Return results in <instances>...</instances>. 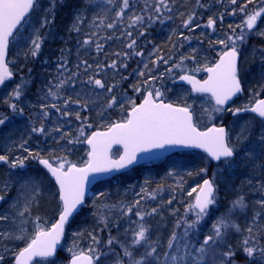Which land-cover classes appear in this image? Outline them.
<instances>
[{"label":"snow or ice","instance_id":"obj_1","mask_svg":"<svg viewBox=\"0 0 264 264\" xmlns=\"http://www.w3.org/2000/svg\"><path fill=\"white\" fill-rule=\"evenodd\" d=\"M113 0H108V3H112ZM238 0H231L233 5L237 4ZM253 0H246L245 3L240 5V12L245 13V19L241 25H237L240 29L237 33L236 28H232V35H227L224 39H218L217 44L222 46V51L218 53V59L215 62L205 64L203 69L197 67L193 71H204L207 73V77L204 79H197L195 75L185 74L179 76L180 81H184L191 85V93L203 94L207 97L209 103L208 108H204L203 111L208 115L209 122L214 119V114L231 113L233 117L238 116L241 113L251 112L255 114L261 121V126L256 134V142L249 141V137L252 134L253 126L251 123H246L236 136V143L232 142L229 132L225 126L217 127L213 124L211 127H207L201 130L196 117L195 110L192 103H188L186 100L181 102L172 103L165 102L163 93L159 89L149 88L140 103H136L134 99L125 97L124 101L128 103L129 107L125 110L126 115L119 121H114L107 125V130L100 132H93L90 136H87L86 143L89 146L87 153L88 159L84 161L82 166H78L75 162L67 160L65 157H57L54 162H50L49 159L42 158L39 153L33 154L28 148L24 147L25 141L20 147L28 153L26 157H15L10 159L7 154H0V163L6 164L10 169L24 168L25 160L32 158L38 160L47 172L54 178L57 185V194L59 197V213L55 223L50 228H45L40 223H35V232L28 239L26 246L21 248L14 254L15 264H30L34 258H40L42 261H46L47 264H52L50 258H54L57 252L58 245L61 243V239L65 233V227L70 223V218L74 213L78 211L79 206L85 202V195L87 185L89 183V177L94 174L110 173L112 171H119L127 168L129 165L137 161L139 153L150 152L153 149H163L169 145H178L186 148L202 149L207 156L218 164L222 163L223 168L219 169V173L227 169L233 168L235 157L237 156V148L243 145L246 141H249L248 147L243 153L245 160H251L253 158H264V100H258L254 106H245L243 108H233L229 104L237 94L242 93L239 63L241 58V45H243L252 34L258 25V20L264 18V6L259 7L257 10L246 12L248 4ZM40 3V0H0V85H4L5 82L11 79L13 73L9 71L6 62V54L10 43V38L15 36V33L19 30V26L25 22L30 14L35 11ZM50 8L45 11H52L55 8L56 0H49ZM199 4V0H197ZM130 8V0H123L120 11L116 13L118 18L124 15L126 9ZM171 11L168 0H156L154 11L161 13V11ZM152 19L151 16L148 17ZM160 19L159 16L156 17ZM170 18V17H169ZM132 24L142 23L143 16L130 17ZM75 21L81 22L82 17L77 14ZM50 23L45 16L41 27H44ZM163 23V20H161ZM193 23V15H189L186 20L183 21L184 27H189ZM216 20L209 18L206 27H215ZM200 25H196L199 27ZM73 27L79 31V28L74 23ZM108 28H112L113 24H108ZM38 33V30H37ZM257 35L264 37V31L256 32ZM127 35L131 37L132 33L128 32ZM143 35V32L140 33ZM187 39V37H185ZM41 38L37 34L36 39L32 40V48L30 50L31 56L38 55L41 48ZM91 41L85 39L84 44H89ZM136 46V40H131L127 45L129 49H134ZM101 46L97 44V50L99 51ZM260 53V61L264 63V48L254 49L255 52ZM135 55H143L142 52H134ZM126 57L128 53L124 54ZM188 57H181L180 62L175 64L174 67L181 68L183 62ZM191 59L195 60L192 56ZM163 62L168 63V60L164 57H158L154 63ZM83 63H87L84 61ZM79 67V65H77ZM110 67L115 68L116 62L113 61ZM124 67H127L125 64ZM59 68H65V64H60ZM147 68V64H145ZM171 68L168 69L171 72ZM139 75L143 76L144 72H140ZM71 77H69V80ZM149 79L154 80L156 77L150 76ZM68 81L60 79L54 86L56 91H53L50 87L47 92V96H51L53 100L58 99V91ZM90 82L91 78H90ZM147 83V82H146ZM94 84L99 88H104L105 85L100 79H95ZM134 91L139 93L140 87L133 86ZM23 87L17 84L12 92L11 97L5 100V104L15 114L23 115L24 109L19 108L16 103L11 102L12 99L19 100L23 94ZM108 92L112 91V88L107 89ZM45 97V99L47 98ZM71 98L69 97L64 101L65 106L69 104ZM119 104L120 108L124 110V103L119 101L117 97L112 96L107 104V108H113ZM42 115L48 116V112L43 109L49 107L47 104L40 105ZM51 108L61 111L55 103L50 105ZM86 107V105H85ZM69 113L64 112V115ZM10 119L9 116L0 114V125H4ZM77 119H80L79 113H77ZM90 127V125H89ZM59 130V129H57ZM33 132L44 133V128H32ZM80 135H83V129L80 130ZM69 140L68 143H72ZM77 142H79L77 138ZM113 145H121L123 147V153L119 155L118 159H113L111 156V149ZM258 169L262 167L260 164H256ZM201 173H206V168L200 169ZM171 175V173H169ZM216 174L214 173V176ZM251 184V181H248ZM42 181L36 178H26L24 180V186L30 188L31 200H29L24 208V212L30 210V204L35 202L36 197L40 193V185ZM199 191L197 192L194 202L186 209V215L188 212H193L195 220L190 223L185 221L186 228L183 236L178 237L175 232L167 241V248L174 249L172 252H164V260L160 261L159 256L155 255L157 248L156 242H151L148 239L149 228L144 224L139 225V230L134 231L133 240L131 245L133 247L145 244L150 250H146L139 258L134 256L132 250L128 246L121 245L123 248V255L128 257V264H149V258L154 264H237L235 259L237 249L233 248L231 244L227 243V236L229 231H235L240 233L246 231L248 235L238 243L237 248L241 249L246 257L248 264L254 259H259L261 264H264V245L259 242V233L264 231V196L260 200L256 201L261 211H256L251 218V222L245 229H241L239 224L230 219L231 215L239 209L244 211L248 204L245 201L244 196L237 197L231 202L230 207L225 213H222L220 217L212 224L211 234L204 237L199 247L191 244L188 241V234L190 229H195L197 225L210 214V209L216 204L217 197V185L214 179H204L202 184L198 185ZM4 188H8V184H4ZM145 190L142 188L141 192ZM196 188L192 189V192H196ZM258 191L264 193V183L260 184ZM192 192L188 194L191 196ZM147 195V193H145ZM104 195V193H100ZM139 195V194H138ZM144 197L141 196V199ZM151 198L155 199L156 194L153 192ZM5 199L4 195H0V201ZM172 203L171 200L168 201ZM136 205L140 204V200L135 202ZM15 206V202L13 207ZM131 211V208L128 209ZM24 212H20L19 215L23 217ZM157 212L156 208H153L151 212L141 213L137 212L136 215L143 221L145 215H152ZM9 217L7 215H0V221H6ZM39 217H36V221H39ZM91 235V234H90ZM17 239L23 240L24 229H20V234L15 235L13 233L0 232V239ZM92 239L97 244L99 240L96 236H92ZM115 238H109L107 244L111 246ZM194 249V251H193ZM69 252L72 253L69 264H94L99 259V254L96 256L84 255L83 252L77 254L73 249L69 248ZM89 252H96V249L90 248ZM4 256L0 255V262L4 260ZM117 264H124L123 260L117 261Z\"/></svg>","mask_w":264,"mask_h":264},{"label":"trees","instance_id":"obj_2","mask_svg":"<svg viewBox=\"0 0 264 264\" xmlns=\"http://www.w3.org/2000/svg\"><path fill=\"white\" fill-rule=\"evenodd\" d=\"M107 2L108 0H56L54 10L46 12L45 10L50 8L49 0H40L37 9L30 14L24 24V29L27 25L31 27L32 33L30 35L33 36V39H36L37 34L41 38V48L36 59H33L30 54L31 48H26L25 51L27 57L24 58L26 59L25 70L22 71V75H24V86H27L26 91L28 93L36 92L38 86L43 88L48 83L52 74L45 71L49 70L53 59L60 57L66 59L76 53H82L80 50H77V48L79 49V47H82L83 39L87 37L95 39L96 37L92 36V33H97L98 36H105L103 28L99 27L98 22L94 23V20L107 18L105 26L110 23L113 24L116 13L121 5V0H113V4L108 3V5H105ZM148 2L149 0L133 2V16L145 17L148 13L152 15L155 3L152 2L153 4L149 5L147 9L145 3ZM245 2L246 0H242L241 4ZM168 3L171 11L166 14L168 20L164 24L153 21L148 22L144 18L140 25L141 29L145 30V34L138 38L137 43L139 46L141 44H146L142 49L144 53H153L154 57L163 56L166 60L173 58V60H171L172 63L178 61L180 56L188 58L194 56L195 60H191V62H194L199 59L200 56L197 54L200 53H203L202 57L206 56L208 60L214 61V59H216L215 49L211 44L206 43L204 47L200 44V47H197L194 42L186 44L183 37L190 34V28L183 29V21L186 20L189 15H193L195 20L201 17L203 23L207 24L204 17L219 15V8L216 5L217 0H199V4L197 0H168ZM262 6H264V0H253L252 3L248 4L246 12L257 10ZM111 7H113V10L110 17H104L108 11H110ZM77 14L82 17V21L78 23L75 21ZM45 16H47L50 23L41 27L40 25ZM243 19H245V13H243V15L237 14L234 20L225 21L229 23H224L223 26L226 28L231 25L232 28H236L237 33H239L240 29L237 28V25H241ZM74 23H76L79 31L73 27ZM122 24L125 25V21H122ZM261 24L264 25V18L258 20V25ZM95 26L99 28H95ZM206 28L204 30L205 32L207 31ZM116 31H119V29ZM194 32L196 31L193 30L192 33ZM254 39L255 37H248L246 42L241 45V49L245 46L247 48L250 44L255 43ZM102 43L103 48L98 53L94 54L91 52L87 57L89 63H95L101 67H106L110 61L115 59V56H113L114 53L123 52L124 45L114 38L110 39L108 36H105ZM14 59L12 51L11 57L9 55V61H12V67ZM19 60L22 61V58L20 57ZM15 66L19 67L18 64ZM131 66L133 65H128L129 70L124 73L126 76H113V78L108 80L106 86L114 87L112 88L110 97L113 94L121 96L122 94L128 93L129 87L130 89H134L133 86H141L143 77L131 75ZM194 69H196L195 64H187L186 66H181L180 73L186 72L187 74L196 76L197 71H193ZM17 77L18 76L14 75V81L20 80ZM177 87L179 86L177 85ZM242 87L245 94L246 90L244 84ZM181 89L189 93L186 88L181 87ZM254 91L256 90L254 89ZM263 91L264 90H260L258 95L251 99L250 103L257 97H264L262 94ZM141 95L142 93L138 96L139 99H137L136 103L140 101ZM26 97L30 98V95L27 94ZM242 101L245 103L244 98ZM171 102L177 103L181 102V100L172 99ZM234 106L235 108L245 107L241 104H234ZM127 108L128 106L124 105V110ZM0 111L8 112V108L1 107ZM96 113V110L88 108L86 112L83 110L79 114L82 119L86 118L92 124L91 132L105 129L107 125L112 122L124 118L123 110L118 108L115 112H111L107 120L99 124L98 120H96ZM230 114L231 113H225L220 120L223 125L227 126L228 123L234 119L230 117ZM229 134L231 135L230 130ZM5 140V137L1 135L0 148H4L3 144ZM244 151L245 149L237 148V156L235 157L233 168L229 169V171L225 170L223 174H221L223 177L226 176V179L230 181L235 179V181L231 183L232 189L225 187L224 191L217 192V201L216 204L211 207L210 214L204 218L202 224L198 225L193 230H189L187 239L196 247H199V239L202 238L204 234L208 233L209 229L211 230L212 224L222 213L226 212L231 202L237 197L241 195L244 196L248 207L244 211L237 209L231 215L230 219L239 224L242 230L251 222L254 213L256 211H261L256 201L260 200L262 198L261 195L264 194L258 191L260 184L264 183V158L245 160L243 157ZM50 155H54V153ZM45 156L44 158H47V156ZM70 157L72 156L70 155ZM72 158L76 160L78 156L76 155V158L74 156ZM241 159L243 160L240 161ZM177 160H180V167H176L175 163ZM256 164H260L262 167L257 169L255 167ZM172 167H176L177 169H171ZM221 167H224L222 163L214 166L201 154L182 153L162 161L141 165L111 180L101 182L93 188L92 194H94L86 199L85 206L71 219L67 226L65 242L70 238H75L82 243L89 241L95 244L94 248L99 251V255H102L100 252H103V254L106 252V245L109 238H115L113 244L111 246L108 245L107 250H109L110 253L105 256V260H103L102 263L117 264V261L122 259L124 264H128V257L123 255L122 244L128 246L129 249L133 251L136 258H139L146 250H150L145 244L135 247L131 245L134 231L139 228L140 224H144L149 228V241L156 242L155 246L157 252L155 255L159 256L160 261H163V254L165 251H174V249L167 248V241L172 233L175 232L177 236L180 237L183 236L185 232L186 219H184L179 226L178 223L179 217L184 213L186 214V209L191 203L192 196L195 193L192 192L190 187L193 186V188H196L202 178H211L214 169ZM201 168L207 169L206 174L200 172ZM6 172L7 169L3 165H0V191L6 198H12L10 191L6 192L3 189L4 183L8 179ZM33 172L38 174L35 169H27L25 173H30V176H35ZM169 173H171V175H169ZM173 175L178 178L174 179ZM228 175L231 177H228ZM249 180L251 184L248 183ZM48 183L51 188L49 196H45L42 192L38 195V199H36L37 202H32L30 204V210L27 212V217H30V221L31 218L34 220L36 217H39L38 223H42L43 219L41 216L46 213L45 210L49 209L45 204L49 202V199L54 200L52 203H54L55 210L52 215L44 220L45 223H43L46 228L52 224L59 213V201L56 188L51 180H48ZM138 188L147 190V195H142L144 197L143 199H141V195L137 198L133 197V192H137ZM189 191L192 192V196L188 194ZM153 192L156 194L155 199L151 198ZM100 193H104V195H100ZM137 200H140L139 205L135 204ZM169 200L172 201L171 204L168 203ZM52 203L50 205H52ZM129 208H131L130 212L128 211ZM153 208H156L157 212L150 215L148 218L144 216V222L142 223L140 217L137 216L136 213L138 211L141 213H148L151 212ZM261 223L264 222H258V226ZM93 235L98 238V244L93 241ZM247 235L248 233L246 231H241L240 233L229 231L227 236V243L237 249L235 259L239 264H248L245 255L237 248L238 243ZM259 242L260 244H264V231L259 233ZM25 245L26 243L23 241L16 243L14 244L13 250L19 251ZM10 261H12V259ZM8 263L9 262H6L5 264ZM150 263L154 264L151 258H149V264ZM250 264H261V262L259 259H254Z\"/></svg>","mask_w":264,"mask_h":264},{"label":"rangeland","instance_id":"obj_3","mask_svg":"<svg viewBox=\"0 0 264 264\" xmlns=\"http://www.w3.org/2000/svg\"><path fill=\"white\" fill-rule=\"evenodd\" d=\"M135 1H141V0H130V8L126 9L124 12V15L121 18H118L115 16V21L113 22V27L108 28L105 26L106 19L102 18L100 20H94L95 22H98L99 27L103 28L105 32V36H108L110 39H116V41L120 42L124 45L123 52H117L114 53L113 56H115V59L110 61L108 65L105 67H101L98 64L95 63H89L88 62V55L92 52L94 54L98 53L103 48V40L105 38L104 35L98 36L97 33H92L91 35L96 37L95 39H90L89 37L85 39H89L91 42L89 44H84L83 39L82 41V47L77 48V50H80L82 53H76L72 56L65 58H57L53 59L51 62V66L49 70H46L45 72H49L52 74L51 78L48 80V83L40 90L36 92H27L26 91V85L24 86V75L23 70H25V60L26 56L25 51L26 48H32V40L33 36L30 35L32 33L31 27L27 25V27L24 29V26L20 29V31L17 33L16 37L14 38L13 42L11 43L10 48V57L12 55L13 51V57L15 58L13 60V67H12V61L8 62L10 71L13 73V75L18 76L17 78L20 80H15L12 83L6 84L1 90H0V108L1 107H7L8 112H1L0 114L7 115L10 117L9 121L6 122L4 125H0V136L3 135L5 137V142L3 144V147L7 149H14L19 150V156L17 157H26L28 156V153L25 152L20 145L23 144L25 141H27L26 144H24V147L28 148L29 151H31L33 154L39 153L42 158L46 155L50 162H54L55 158L57 157H65L67 160L75 162L78 166L83 165L84 161H86L87 151L84 148L85 138L90 135L92 124L88 121V119H77V113H81L83 110H86L88 108L96 110V120H98V123L104 122V120H107V117L110 116L111 112H115L119 107V104L114 106L113 108H107V104L110 101L112 96L117 97V99L124 103L125 106H128V103L124 101V98H130L137 101L138 96L141 95L140 100L143 98L144 93L149 90V88L159 89L164 95L163 98L165 102H171L172 99H179V100H186L188 103L193 104L196 117L198 118V123L201 127V130L207 127L210 124H215L216 121H220L224 114H214V119L209 122L208 115L204 113L203 109L209 107V103L207 102V97L204 96H195L192 93H187L186 91L181 89V85L177 87L176 79L179 78L180 75H183L185 73H180V68L174 67L175 64L180 62V58H178V61H175L172 63L171 60L173 58L168 59V63L165 64L163 62L154 63L157 61L158 57H154L153 53L145 54L142 50L143 47L146 44H141L140 46L137 43V40L140 36V33L143 32V35L145 34V30L141 29L139 24H135L134 26H129L132 24V20L130 17H133V2ZM154 2L156 5V0H149L148 3H145L147 5V9L149 8V5H152ZM242 0H238L237 4L233 5L231 3V0H217V7L219 8V15L217 16H210L211 18L216 20V24L214 29L213 28H206L205 23H203L202 18H198L195 20L193 17V23L189 27H184L183 29L190 28V34L183 37V40L186 42V44H189L190 42L196 43L197 47H200V45L205 46V44L209 43L213 46L215 49V56L216 59L218 58V53L222 51V46L217 44L216 41L218 39H224L227 35H232V28L224 27V23H229L225 21L234 20L235 16L243 15V13L240 12V5ZM123 0H121L122 6ZM113 4V3H112ZM105 5H108V2L105 3ZM120 8L118 11H120ZM146 9V10H147ZM113 10V7H111L110 11L104 16V17H110V14ZM169 11L163 10L161 13H156L155 11H152V15L148 13L144 18L150 22H159L160 24H164L168 18L166 14H168ZM105 14V13H104ZM149 16L152 17L151 20H149ZM159 16L160 19H157L156 17ZM210 17H204L205 21H208ZM161 20H163V23H161ZM244 20V19H243ZM122 21H125V25L122 24ZM200 25L199 27H196V25ZM263 24V23H262ZM261 24V25H262ZM257 25L256 30L249 35V37H255L253 44H250L247 48L246 46L242 48L240 63H239V70H240V78L244 84L246 93L245 95H241V100L248 98H253L254 96L258 95V92L260 90H264V63H261L260 61V53L257 51L253 55L254 49H260L264 48V37L257 35L256 32H262L264 31V25ZM98 26H95V28H99ZM206 28V32L204 31ZM119 29V31H116ZM193 30L196 32L192 33ZM128 32H131L132 35L129 37L127 35ZM205 32V33H204ZM136 39H135V38ZM187 37V39H185ZM136 40V46L134 49H129L127 45L131 42V40ZM97 44L101 46L100 50H97ZM134 52H142L143 55H135ZM128 53L129 55L126 57L124 54ZM199 55V59L191 62V58L185 59L182 66H186L187 64L194 65L201 69H203L204 65L207 63L211 65V63L215 62L208 60L205 57H202L203 53L197 54ZM22 58V61L19 60V58ZM37 56L33 57V59H36ZM163 57V56H162ZM86 61L87 63H83ZM116 62V67L112 68L110 65L112 62ZM199 62V63H197ZM258 63V64H257ZM16 64L19 65V67L15 66ZM44 64V62H43ZM46 64V63H45ZM60 64H65V68H59ZM127 65V67H124V65ZM145 64H147V68H145ZM253 64V65H252ZM79 65V67H77ZM128 65L131 66L130 74L133 76H141L139 73L142 71L144 72L143 80L141 82L140 89L141 91L139 93L135 92L134 89H130L129 92L120 95H112L110 97L111 92H108L106 84L108 83V80L113 78V76H126L124 73L129 70ZM252 66V67H251ZM171 68V72L168 71V69ZM156 77V79L151 80L149 77ZM196 76L199 79H204L205 75L203 74V71L196 72ZM69 77L71 79L69 80ZM90 78L91 81L90 82ZM126 78V77H125ZM60 79L68 81L63 88H61L58 91V99L53 100L51 96H47L48 89L51 87L53 91H56V88L54 87ZM95 79H100L105 87L99 88L94 84ZM147 82V83H146ZM20 84L22 85L24 91L22 96L19 100L12 99L11 102L16 103L19 108L24 109V114L19 115L15 114L11 111V109L8 107L7 104H5V100H8L13 90L15 89L16 85ZM176 85V86H175ZM175 86V87H174ZM181 86V87H180ZM114 88V87H111ZM254 89L256 91H254ZM27 94L30 95V98H27ZM264 95V91L262 92ZM248 95V96H247ZM47 98L45 99V97ZM243 96V97H242ZM71 98L69 104L67 107L65 106L64 101L68 98ZM3 101V102H2ZM47 104L49 107L43 109V111L48 112V116L44 117L42 115V110L40 105L41 104ZM55 103L61 111H57L54 108H51L50 105ZM86 105V107H85ZM126 110V109H125ZM123 110L124 116L126 115V111ZM64 112L69 113L68 115H64ZM6 113V114H5ZM123 116V117H124ZM235 119V117H233ZM242 120V121H238ZM233 129H237V132L231 131L232 134V142L236 143V136L240 132L241 128L246 123H251L253 126V131L251 136L249 137V140L251 139L252 143H255L256 140V134L260 129L259 124L255 123L250 116H246L242 119L237 118L233 120ZM90 125V127H89ZM44 128V133L39 132H33L32 128ZM59 129V130H57ZM83 129V135H80V130ZM77 138L79 142H77ZM69 140H72V143H68ZM250 141V142H251ZM247 142V141H246ZM6 146V147H5ZM242 145L238 146L241 148ZM248 147V146H247ZM50 152V153H49ZM51 153H54V155H50ZM70 155L76 158V155L78 156V159L74 160ZM113 155H118V152L115 151ZM45 156V157H46ZM72 158V159H71ZM256 158H253L251 160H255ZM241 159L240 161H242ZM38 160L29 158L25 160V167L24 169L17 168V171H13L15 169H7L8 179L5 183L8 184V188L5 189L3 186V189L6 192L10 191V194L12 195V198H6L3 201H0V215H7L9 217L6 221H0V232H7V233H13L15 235L20 234V229H24V236L25 238L23 240H17V239H0V255H3L5 258L0 264H5L6 262H9L8 264H12V261H10L14 254L18 251L13 250L14 244L24 242L27 243L28 239L31 238V236L35 232V223H38L36 219H32L30 221V217H27V212H24V208L26 203L31 200V191L30 188L27 186H24V180L26 178H36L42 181V184L40 185V193L43 192L45 196H49L51 188L49 187L48 180H51L48 177V174L43 171V169L39 168L38 166ZM2 164V163H1ZM176 167H180L179 163L176 162ZM38 166V167H37ZM176 167H172L171 169H177ZM39 168V169H37ZM223 168V167H221ZM27 169H35L38 174H35V176H30L29 174H26ZM41 169V170H40ZM220 168H215L212 174V177L209 179H214L216 181L217 185V192L224 191L225 187L232 189L231 183L235 181L226 179V176L223 177L219 173ZM39 170V171H37ZM229 171V169H227ZM43 173V177H42ZM214 173L216 174L214 176ZM203 174V173H202ZM206 174V173H205ZM228 177H231L228 175ZM174 179H177L178 177L173 175ZM207 178V177H206ZM202 178L199 181V184L202 182ZM230 182V183H229ZM4 183V184H5ZM198 185L196 187V190H198ZM142 188H138L137 192H133V197L137 198L138 196L145 195L147 190L144 192H141ZM190 189H193V186L190 187ZM190 192V191H189ZM216 192V193H217ZM197 191L192 196V201L190 204L193 203L194 197ZM94 194V193H93ZM93 194L89 195L88 197H91ZM139 194V195H138ZM0 195H3L0 191ZM5 196V195H4ZM36 199H38L36 197ZM15 202V206L13 207V204ZM37 202V200H35ZM54 200L49 199V202L45 205L49 207V209L45 210L46 213L41 216L43 219L42 224L44 227L45 223L44 220L50 215L53 214V211L55 210L54 207ZM34 203V202H33ZM52 203V205H50ZM189 204V205H190ZM213 207V206H212ZM188 208V207H187ZM20 212H24L23 217L19 215ZM183 213V212H182ZM150 217V215H145V218ZM186 219L187 222H191L195 220V215L193 212H188L187 215L184 213L181 217H179V224H182V222ZM141 221V220H140ZM142 223L144 222L141 221ZM204 222V219L198 224H202ZM31 224V225H30ZM186 224V223H185ZM197 225V226H198ZM46 228V227H45ZM139 228L136 230L138 231ZM193 230V229H191ZM67 234V230H66ZM65 234V236H66ZM211 234V230L209 229L208 233L204 234L202 238L199 240V245L202 243L205 236ZM3 243V244H2ZM5 244V245H4ZM261 245H264L261 243ZM95 244L91 243L89 241L82 243L78 241L75 238L68 239L61 248L60 256L52 260V264H68L69 259L72 257V253L68 251L69 248L73 249V251L77 254L83 252L87 255L96 256L99 254V251L94 248ZM108 248V244L106 245ZM145 247V246H144ZM93 248L96 249V252H89V249ZM102 255H99V259L96 260L95 264H101L103 260H105V256L110 253L109 250ZM15 249V248H14ZM19 250V249H18ZM242 252V250L240 249ZM243 253V252H242ZM35 264H47L46 261H41L39 263ZM105 264V263H102ZM151 264V263H150ZM239 264V263H237Z\"/></svg>","mask_w":264,"mask_h":264},{"label":"water","instance_id":"obj_4","mask_svg":"<svg viewBox=\"0 0 264 264\" xmlns=\"http://www.w3.org/2000/svg\"><path fill=\"white\" fill-rule=\"evenodd\" d=\"M22 24H23V23H22ZM19 27H20V26H19ZM10 39H11V38H10ZM5 59H7V54H6V58H5ZM8 69H9V68H8ZM204 73L206 74V77H207V73H206V72H204ZM12 79H13V76L11 77V79L7 80L6 82L11 81ZM176 83L179 84V85L186 86V87L190 90V92H191V85L187 84V83L184 82V81H180L179 78L177 79ZM1 86H2V85H0V88H1ZM145 94H146V93H145ZM193 94H195V93H193ZM237 95H239V94H237ZM235 97H236V96H235ZM235 97H234V98H235ZM234 98H233V99H234ZM261 100H264V99H261ZM140 102H141V101H140ZM140 102H139V103H140ZM255 104H256V103H255ZM255 104H254V105H255ZM254 105H253V106H254ZM246 113H251V112H246ZM251 114H253V113H251ZM253 115H255V114H253ZM257 119H259V118H257ZM217 127H219V126H217ZM106 130H107V128L104 129V130H95V131H93V132H96V131L103 132V131H106ZM93 132H92V133H93ZM92 133H91V134H92ZM91 134H90V135H91ZM90 135H89V136H90ZM84 146L86 147V150H87V153H88V151H89L90 149H89L88 144L86 143V140H85ZM114 150H118V152H119L118 155H117L116 157H113V156H112V153H113ZM189 151L199 152V153L203 154L205 157H207V158L210 160L211 163H213V164H218V162L212 161L202 149L186 148V147L178 146V145H169V146H166V147L163 148V149H153V150H151L150 152H142V153H139V154H138V157H137V161H136L135 163L129 165L127 168L121 169V170H119V171H112V172H110V173L94 174L93 176H90V177H89V183H88V185H87V189H86L85 199H86V197L91 193V190L93 189V187H94L96 184L100 183V182L110 180V179H112L113 177H115V176H117V175H119V174H122V173L128 172V171H130L131 169H133V168H135V167H137V166H140V165H143V164H147V163H150V162H153V161H156V160L163 159V158H165V157H167V156H169V155H172V154H174V153H176V152H189ZM122 153H123V147H122L121 145H113V146H112V149H111V156H112L113 159H118V158H119V155H121ZM87 159H88V157H87ZM38 165L43 169L44 172H46V173L48 174V177L51 179V181L54 183V185H55V187H56V189H57V185L55 184L54 178H52L51 175L47 172V169H45L42 165H40L39 162H38ZM207 179H208V178H207ZM202 182H203V181H202ZM201 184H202V183H201ZM198 191H199V189H198ZM198 191H197V192H198ZM196 194H197V193H196ZM58 199H59V197H58ZM194 199H195V198H194ZM193 202H194V201H193ZM83 205H84V204H83ZM83 205L79 206L78 210H79ZM57 218H58V216H57ZM57 218H56V219H57ZM55 221H56V220H55ZM55 221H54V223H55ZM64 234H65V233H64ZM63 239H64V235H63V237H62V239H61V243H60V245H58V248H57V252H56V254H55V257L57 256L58 252H59L60 249H61V245H62ZM83 254H84V255H87V254H85V253H83ZM39 259H40V258H34L33 261L30 262V264H32L33 262H35L36 260H39ZM70 260H71V258L69 259L68 264H69ZM14 264H15V262H14Z\"/></svg>","mask_w":264,"mask_h":264},{"label":"flooded vegetation","instance_id":"obj_5","mask_svg":"<svg viewBox=\"0 0 264 264\" xmlns=\"http://www.w3.org/2000/svg\"><path fill=\"white\" fill-rule=\"evenodd\" d=\"M10 45H11V43H10ZM10 45H9V47H8V53L10 54ZM258 64V63H257ZM253 65V64H252ZM6 85V84H5ZM5 85H3V86H5ZM248 96V95H247ZM250 101H251V98H248L247 97V99H245V103H242L244 106H249V103H250ZM242 116H250L251 117V119L255 122V123H257V124H259V125H261V121H259V120H257L256 119V117L254 116V115H252V114H245V115H242ZM241 117V116H240ZM0 154H7V155H9V157H10V159H12V158H15V157H17V156H19V150H14V149H7V147L6 148H0ZM0 165H3L6 169H8L9 168V166L8 165H6V164H1L0 163ZM21 168H19V170H20ZM22 169H24V168H22ZM18 169H15V170H13V171H17Z\"/></svg>","mask_w":264,"mask_h":264},{"label":"bare ground","instance_id":"obj_6","mask_svg":"<svg viewBox=\"0 0 264 264\" xmlns=\"http://www.w3.org/2000/svg\"><path fill=\"white\" fill-rule=\"evenodd\" d=\"M41 89H42V87L38 86L37 91H40ZM242 118H243V117H242ZM242 118H240V119H242ZM238 121H242V120H238ZM233 122H234L233 120L230 121L226 127H228V130H231V131H233V132H235V130H236V132H237V129H233V127H232ZM231 131H230V132H231ZM230 137H232V134L230 135ZM255 140H256V138H255ZM249 141H251V139H250ZM249 141L245 142V143L241 146V148H242V149H246L247 146H248ZM251 142H252V141H251ZM238 148H240V147H238ZM176 162L179 163L180 160H177ZM261 196H264V194L261 195Z\"/></svg>","mask_w":264,"mask_h":264}]
</instances>
